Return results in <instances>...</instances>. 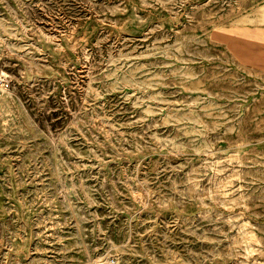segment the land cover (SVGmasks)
Listing matches in <instances>:
<instances>
[{
	"label": "rangeland",
	"instance_id": "374dc122",
	"mask_svg": "<svg viewBox=\"0 0 264 264\" xmlns=\"http://www.w3.org/2000/svg\"><path fill=\"white\" fill-rule=\"evenodd\" d=\"M0 264H264V0H0Z\"/></svg>",
	"mask_w": 264,
	"mask_h": 264
}]
</instances>
